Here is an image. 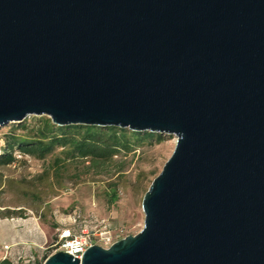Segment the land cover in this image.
Wrapping results in <instances>:
<instances>
[{
  "label": "water",
  "instance_id": "obj_1",
  "mask_svg": "<svg viewBox=\"0 0 264 264\" xmlns=\"http://www.w3.org/2000/svg\"><path fill=\"white\" fill-rule=\"evenodd\" d=\"M176 136L143 228L81 260L264 264V0H0V125Z\"/></svg>",
  "mask_w": 264,
  "mask_h": 264
},
{
  "label": "rangeland",
  "instance_id": "obj_2",
  "mask_svg": "<svg viewBox=\"0 0 264 264\" xmlns=\"http://www.w3.org/2000/svg\"><path fill=\"white\" fill-rule=\"evenodd\" d=\"M39 116H28L35 123ZM22 122L0 125V155L6 135L17 131ZM176 136L162 134L160 141L145 143L134 152L123 156L125 170L96 175L85 173L83 164L67 163L52 166L53 157L38 160L16 153L17 161L0 167V222L13 218H36L51 238L65 226L78 228L82 224L104 222L111 227L123 225L127 232L136 234L144 225L142 198L144 189L162 170L171 156ZM48 170L49 177L40 179ZM115 187L117 198L111 201ZM2 248L0 246V253ZM1 259V257H0Z\"/></svg>",
  "mask_w": 264,
  "mask_h": 264
},
{
  "label": "trees",
  "instance_id": "obj_3",
  "mask_svg": "<svg viewBox=\"0 0 264 264\" xmlns=\"http://www.w3.org/2000/svg\"><path fill=\"white\" fill-rule=\"evenodd\" d=\"M35 123L24 119L19 127L23 131L19 134L15 129L6 135L5 146L0 155V167L15 163L21 156H30L38 160L53 157L52 166H56V175L59 169L67 163H81L85 173L93 172L96 175L121 173L127 162L123 159L147 142L160 141L162 134L150 131H132L116 126H96L71 124L59 126L47 116H39ZM49 177L48 170L40 179ZM114 190L115 187L111 186ZM147 188L144 189L146 191ZM117 198L114 192L111 201ZM0 264H13L9 258L0 260Z\"/></svg>",
  "mask_w": 264,
  "mask_h": 264
},
{
  "label": "crops",
  "instance_id": "obj_4",
  "mask_svg": "<svg viewBox=\"0 0 264 264\" xmlns=\"http://www.w3.org/2000/svg\"><path fill=\"white\" fill-rule=\"evenodd\" d=\"M84 225L65 228L77 231ZM55 237L56 233L50 240L36 218L5 219L0 222V260L9 258L13 264H42L46 257L44 247Z\"/></svg>",
  "mask_w": 264,
  "mask_h": 264
},
{
  "label": "built area",
  "instance_id": "obj_5",
  "mask_svg": "<svg viewBox=\"0 0 264 264\" xmlns=\"http://www.w3.org/2000/svg\"><path fill=\"white\" fill-rule=\"evenodd\" d=\"M129 234L132 233L127 232L123 225L111 227L104 222L92 221L77 231L65 227L57 229L56 237L48 246L44 247V251L46 257L57 251H65L81 260L82 254L90 246L100 245L108 248Z\"/></svg>",
  "mask_w": 264,
  "mask_h": 264
}]
</instances>
